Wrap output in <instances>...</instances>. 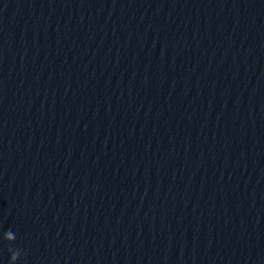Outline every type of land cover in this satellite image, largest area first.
<instances>
[{
    "label": "clouds",
    "instance_id": "9594fccd",
    "mask_svg": "<svg viewBox=\"0 0 264 264\" xmlns=\"http://www.w3.org/2000/svg\"><path fill=\"white\" fill-rule=\"evenodd\" d=\"M16 239V235L12 232H6L0 235V244L7 245V251L9 253L8 264H17L18 261L26 256V252L22 248L14 246Z\"/></svg>",
    "mask_w": 264,
    "mask_h": 264
}]
</instances>
